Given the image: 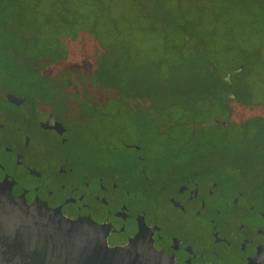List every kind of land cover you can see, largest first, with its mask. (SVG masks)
Masks as SVG:
<instances>
[{
  "label": "flooded vegetation",
  "instance_id": "obj_1",
  "mask_svg": "<svg viewBox=\"0 0 264 264\" xmlns=\"http://www.w3.org/2000/svg\"><path fill=\"white\" fill-rule=\"evenodd\" d=\"M15 83L0 81V195L90 218L106 227L112 248L140 232L175 264H264L263 150L251 166L219 142L154 168L133 145V155L100 163L75 148L53 99Z\"/></svg>",
  "mask_w": 264,
  "mask_h": 264
},
{
  "label": "trees",
  "instance_id": "obj_2",
  "mask_svg": "<svg viewBox=\"0 0 264 264\" xmlns=\"http://www.w3.org/2000/svg\"><path fill=\"white\" fill-rule=\"evenodd\" d=\"M185 4L202 10L200 0H0V81L34 87L57 112L70 100L88 108L91 93L101 92L162 122L203 104L221 108L230 122L264 120L246 79V53L221 68L223 53L233 50H213L201 16Z\"/></svg>",
  "mask_w": 264,
  "mask_h": 264
},
{
  "label": "rangeland",
  "instance_id": "obj_3",
  "mask_svg": "<svg viewBox=\"0 0 264 264\" xmlns=\"http://www.w3.org/2000/svg\"><path fill=\"white\" fill-rule=\"evenodd\" d=\"M51 1L43 0V3ZM184 6L191 16H201L204 28L213 36V50H233L229 55L223 53L221 68L226 61L235 64L242 59V51L246 53L250 60L246 79L253 85V101L261 104L262 108L264 0H200V11L195 5ZM9 11L14 10L12 7L8 9V15L11 13ZM7 20L12 21L10 17ZM50 25L44 28L54 27ZM141 46L143 52L145 46ZM187 47L181 50L190 57L192 50ZM94 54L96 56L99 52L94 49ZM176 55L174 57H178ZM30 91L36 93L34 87ZM49 93L58 94V91L53 88ZM91 94L94 101L89 102L93 105L88 103V108L76 106L73 100L58 108L59 114L66 122H70L75 148L87 158L104 163L105 160H116L120 156L129 157L135 153L133 145H140L142 155L151 159L152 167H165L169 165L170 159L189 157L186 151H210L214 144L223 142L232 150V154H238L237 159L241 162L251 166L260 165V154L264 150V120L241 122L240 125L223 129L214 121L230 122L228 114L217 106L208 108L207 104H203L198 105L199 110L195 113L191 110L182 115L174 111L172 121L162 122L145 111L130 108L127 103L107 100L101 92ZM98 102L102 105L94 106ZM179 145L184 148H178ZM209 161L213 159L209 158Z\"/></svg>",
  "mask_w": 264,
  "mask_h": 264
},
{
  "label": "water",
  "instance_id": "obj_4",
  "mask_svg": "<svg viewBox=\"0 0 264 264\" xmlns=\"http://www.w3.org/2000/svg\"><path fill=\"white\" fill-rule=\"evenodd\" d=\"M106 231L90 218L69 219L44 203L0 195V264H175L140 232L128 245L112 248Z\"/></svg>",
  "mask_w": 264,
  "mask_h": 264
}]
</instances>
